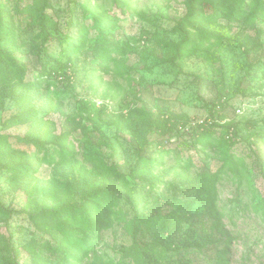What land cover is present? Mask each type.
Returning a JSON list of instances; mask_svg holds the SVG:
<instances>
[{
	"label": "rangeland",
	"instance_id": "1",
	"mask_svg": "<svg viewBox=\"0 0 264 264\" xmlns=\"http://www.w3.org/2000/svg\"><path fill=\"white\" fill-rule=\"evenodd\" d=\"M83 1L0 0L11 33H23L7 47L24 71L0 70V264H264V20L196 28L180 26L190 0H88L126 51L116 64L92 47L62 58L70 23L94 22ZM185 30L194 38L178 53ZM42 46L63 70L47 74ZM98 159L124 175L121 198L87 196L113 183ZM204 173H218L212 209L193 182ZM88 201L109 212L93 228L74 221L86 212L64 213ZM155 213L175 225L149 222ZM68 231L82 243L59 247Z\"/></svg>",
	"mask_w": 264,
	"mask_h": 264
},
{
	"label": "trees",
	"instance_id": "2",
	"mask_svg": "<svg viewBox=\"0 0 264 264\" xmlns=\"http://www.w3.org/2000/svg\"><path fill=\"white\" fill-rule=\"evenodd\" d=\"M87 1L88 0H86V2L83 1V3L81 4L82 9L86 14L92 13L91 15L94 16V22H92L91 24H87L86 22L72 21L70 23V28L74 27L76 30V34H65L63 37L58 38L59 45L63 46L60 54L62 58L67 57L69 59L73 54L77 53H85L86 55L87 47H92L93 58L95 60H101L104 62L114 61V64H116L118 61V55L124 54L126 51L125 47L122 46L118 40H114V37L111 35L116 26V22H109L105 18L97 19V13L87 3ZM41 2L42 0H35L36 7H39ZM245 2L246 0H190L189 14L185 19L181 21L180 26L191 24L198 28L200 27L198 25L201 22H205L206 20H209L210 22H217L220 18H226L232 24L236 20H239V18L244 16L245 19L243 25L244 28L248 29L249 27L254 26V24H256L257 22L264 20V0H252L250 6L251 8H249V10L244 9L246 8L244 6ZM123 5L125 6L127 4ZM33 11L34 8L29 10L28 13H31ZM39 17L41 18L42 24L45 26L52 23V21L43 12H41V15H39ZM12 31L13 26L8 21L6 14L3 11H0V70L2 71L1 75L6 77H11L13 75L22 76L21 73L24 72L23 70L19 69L20 64L16 62V59L13 58L7 47L9 41H16V39H20L21 37H23V33L20 32L19 34L15 35L11 33ZM92 31L96 33L95 36H90V33ZM186 31L187 30H185V38L181 43H179L178 53H180V51H182L184 47L187 48L194 38L191 36V34L193 33L191 30H188L187 32ZM212 35H217L218 37V32L215 31V33ZM196 37L199 39L198 43L199 41H201L200 48H203L204 41L201 40V35L197 34ZM45 41H47V39ZM52 43L53 42H51L49 45L51 46ZM39 53L42 54L43 58H45V61L50 63L49 68L46 70L48 75L52 76L57 74L58 71L63 70L62 67L64 64L62 62H59L58 56L54 55L48 46H42L39 50ZM36 94L37 86L33 83L32 87L28 88L26 91V98L29 100H36ZM217 123L218 122H214V124H212V127L217 126ZM232 126L237 129L238 123L236 122L221 125V127L226 130H228ZM211 135L212 133H207L205 137L209 138L211 137ZM256 135H260V139L264 140L263 132H258V134ZM7 149H9V146L7 147ZM9 153L12 157V160H15L17 152L10 148ZM97 162L101 167L104 168L106 173L110 174V178L112 177L113 183H105L97 190H95V192L88 193L87 196L89 197V199H95L97 202H100L103 201L107 195L110 196V198L114 199L121 198V196H123L122 191L124 189L122 188V185L126 184L124 175L121 172H118L115 167L106 164L104 160L98 159ZM22 172V169L18 170L16 174H14L15 177L21 175ZM217 179L218 173H204L193 179V182L195 184L194 186L196 187L198 193V200L204 203V208L209 207L210 209H212L214 207L217 195L215 187ZM90 206L91 202L89 201L86 206L78 207L77 205H73L71 207L72 210H65L64 213H67L68 211H74V213L81 212L85 216L86 212L85 217L76 216L74 218V221H78L79 224L85 225L86 227L87 225H91L89 227L93 228L97 224V222H101L100 218L108 216L109 212L102 209L96 211L98 215L101 211L103 212L100 218H98L97 213L96 215L91 213ZM155 214L156 215L153 216V218H148L149 222L154 220L157 223L163 224L165 223V220L169 218V223L171 225H175V221L177 220V218L171 216L174 213H172L171 215H162L161 213ZM109 218L110 217H108V219ZM64 236L65 239L59 243V247H62L64 241H68L69 239H72L75 243H82L83 241V239L79 238V236L72 235L69 231L65 232ZM91 239H93V237L91 238L90 236H88L86 238V241H91ZM159 244H161L162 246H166L167 241L165 240L162 243L161 240L160 242H158V245ZM163 251H166V249H164Z\"/></svg>",
	"mask_w": 264,
	"mask_h": 264
}]
</instances>
